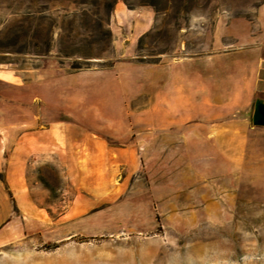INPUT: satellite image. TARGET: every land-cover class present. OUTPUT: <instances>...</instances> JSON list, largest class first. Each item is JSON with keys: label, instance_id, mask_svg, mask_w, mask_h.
<instances>
[{"label": "rangeland", "instance_id": "obj_1", "mask_svg": "<svg viewBox=\"0 0 264 264\" xmlns=\"http://www.w3.org/2000/svg\"><path fill=\"white\" fill-rule=\"evenodd\" d=\"M251 43L264 44V0H0V77L21 87L31 82V91L48 59L65 72L132 62L119 71L147 79L166 69L156 63ZM50 45L49 55L40 54ZM108 77H73L70 84H101ZM98 93L97 101L110 100L104 90ZM41 95L19 122L43 113ZM255 105L240 114L241 155L203 161L209 200L99 203L90 210L99 217L87 228L54 230L50 217L68 208L76 189L56 159L26 163L23 153L22 177L34 200H0V212L17 215L0 238V264H264V126L253 124ZM146 160L152 172L154 158Z\"/></svg>", "mask_w": 264, "mask_h": 264}, {"label": "crops", "instance_id": "obj_2", "mask_svg": "<svg viewBox=\"0 0 264 264\" xmlns=\"http://www.w3.org/2000/svg\"><path fill=\"white\" fill-rule=\"evenodd\" d=\"M125 63L132 62L65 72L48 59L37 70L42 79L33 91L31 82L21 87L0 77V200H34L22 177L24 161L18 158L23 153L26 163L30 157L32 162L39 156L56 159L76 189L68 208L50 217L58 233L65 227L87 228L99 217L90 212L99 203L210 199L203 161L241 155L240 114L264 101V44L162 61L156 64L164 65V72L147 79L123 74L119 67ZM185 64L191 67L182 69ZM105 75L101 84H70L73 77L81 82ZM99 90L110 100L97 101ZM33 93L44 94L39 97L44 111L19 122L30 114ZM140 97L142 104L136 101ZM53 113L66 119L57 120ZM19 125L31 129L11 132ZM148 156L154 158L152 172ZM16 216L0 212V238Z\"/></svg>", "mask_w": 264, "mask_h": 264}, {"label": "water", "instance_id": "obj_3", "mask_svg": "<svg viewBox=\"0 0 264 264\" xmlns=\"http://www.w3.org/2000/svg\"><path fill=\"white\" fill-rule=\"evenodd\" d=\"M253 124L257 126H264V101L257 100L254 114H253Z\"/></svg>", "mask_w": 264, "mask_h": 264}, {"label": "trees", "instance_id": "obj_4", "mask_svg": "<svg viewBox=\"0 0 264 264\" xmlns=\"http://www.w3.org/2000/svg\"><path fill=\"white\" fill-rule=\"evenodd\" d=\"M49 52H51V45H50V48L48 49L47 52L40 53V54H43V55H49ZM60 52H61V53H64V50L60 49ZM65 55H66V54H65ZM88 55H89V54H86V55L81 54V56H84V57H91V56H88ZM112 63H113V62H112ZM159 219H160V217H159V215H157V220L159 221Z\"/></svg>", "mask_w": 264, "mask_h": 264}]
</instances>
